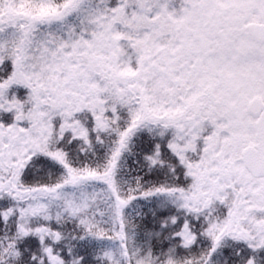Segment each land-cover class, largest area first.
Returning a JSON list of instances; mask_svg holds the SVG:
<instances>
[{"label":"snow or ice","instance_id":"snow-or-ice-1","mask_svg":"<svg viewBox=\"0 0 264 264\" xmlns=\"http://www.w3.org/2000/svg\"><path fill=\"white\" fill-rule=\"evenodd\" d=\"M0 264H264V0H0Z\"/></svg>","mask_w":264,"mask_h":264}]
</instances>
